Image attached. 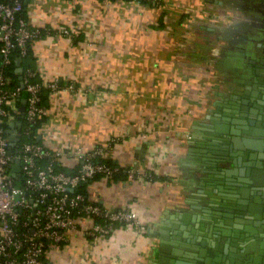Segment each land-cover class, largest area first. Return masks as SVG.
<instances>
[{
    "label": "crops",
    "instance_id": "crops-1",
    "mask_svg": "<svg viewBox=\"0 0 264 264\" xmlns=\"http://www.w3.org/2000/svg\"><path fill=\"white\" fill-rule=\"evenodd\" d=\"M23 4L29 24L41 30L30 42L33 67L44 82L60 85L43 100L37 138L55 150L88 149L116 138L103 157L137 175L90 179L85 195L106 209L131 210L146 225L141 231L117 223L108 235L93 238L85 233L93 220L84 217L46 259L156 264L162 227L183 228L202 214L200 191L207 186L195 167L206 116L226 100L233 78L246 77L237 71L243 60L264 51V0ZM59 163L70 171L77 159L63 155Z\"/></svg>",
    "mask_w": 264,
    "mask_h": 264
},
{
    "label": "built area",
    "instance_id": "built-area-1",
    "mask_svg": "<svg viewBox=\"0 0 264 264\" xmlns=\"http://www.w3.org/2000/svg\"><path fill=\"white\" fill-rule=\"evenodd\" d=\"M23 13V0H0V264H49L47 251L65 241L68 230L75 229L84 217L93 220L85 230L93 238L108 235L114 223L141 231L146 225L135 212L106 209L76 190L95 175L111 178L121 167L129 177L137 175L133 167L99 158L116 138L88 149L66 150L46 147L34 138L40 130L38 126L34 130L33 125L45 113L42 91L56 90L60 85L57 80L44 82L36 68L21 66L30 42L41 34ZM60 30L70 32L66 27ZM12 65L18 75L16 83H12ZM21 98H25L23 109ZM63 155L76 157L75 171L59 167ZM16 159L19 169L14 174Z\"/></svg>",
    "mask_w": 264,
    "mask_h": 264
},
{
    "label": "water",
    "instance_id": "water-1",
    "mask_svg": "<svg viewBox=\"0 0 264 264\" xmlns=\"http://www.w3.org/2000/svg\"><path fill=\"white\" fill-rule=\"evenodd\" d=\"M258 59L252 74L264 72V56ZM15 63L20 71L19 57ZM253 94L246 108L227 98L206 116L195 167L207 186L200 191L202 214L183 228L162 227L156 264H264V96ZM20 102L23 109L25 98ZM12 169L17 174V159Z\"/></svg>",
    "mask_w": 264,
    "mask_h": 264
},
{
    "label": "flooded vegetation",
    "instance_id": "flooded-vegetation-1",
    "mask_svg": "<svg viewBox=\"0 0 264 264\" xmlns=\"http://www.w3.org/2000/svg\"><path fill=\"white\" fill-rule=\"evenodd\" d=\"M257 43L261 44V41H258ZM255 52L256 53L250 56L247 60L244 59V62L241 63L240 66L238 65L239 67L237 71L242 75H246V77L244 76L242 79L233 78L230 93L227 96L228 99L226 98L228 101H232L233 103L236 102L235 105L240 104L245 108L248 107L247 105H250L252 99H254V96H251L252 93H254L253 95L264 96V77L261 76V74L264 73L262 72L263 70L256 68L258 69V72L256 71L253 74L250 72V69H253L255 65L258 64V58L264 56V51L258 50ZM246 87L248 88L247 92L245 91ZM245 92L249 94H244ZM250 108L256 109L254 107ZM239 112L244 114L242 110Z\"/></svg>",
    "mask_w": 264,
    "mask_h": 264
},
{
    "label": "trees",
    "instance_id": "trees-1",
    "mask_svg": "<svg viewBox=\"0 0 264 264\" xmlns=\"http://www.w3.org/2000/svg\"><path fill=\"white\" fill-rule=\"evenodd\" d=\"M24 5V4H23ZM24 12V11H23ZM24 14V13H23ZM33 55H32V53H31V49H30V44H29V46H28V51H27V54L24 56V57H22V59H21V66L22 67H26V66H30V67H32V68H35V67H33V63H32V61L31 60H33ZM11 68H12V71H11V76H12V83H16L17 81H18V75L16 74V73H14L13 72V65L11 66ZM59 83V82H58ZM48 90H50V88H44V90L42 91V98H41V101H42V104L44 105V103H43V100L45 99V97H46V94H47V91ZM45 106V105H44ZM43 119V116H41V118L40 119H38V121L33 125V128H34V130L37 128V126L39 125V123L41 122V120ZM35 139H37L38 141H40L38 138H37V135L34 137ZM97 145H99V144H97ZM100 159H102V160H104V161H106L107 163H110V164H117V163H115L114 161H112L111 159H109V158H104V157H99ZM76 166V165H75ZM59 167L60 168H62V169H65V168H63V167H61L60 165H59ZM75 167L73 168V169H71L70 170V172L71 171H75ZM124 167H121L120 168V170H118L117 172H115V173H113V175H112V177L110 178V179H112V178H118L119 176H126V172L124 171ZM96 177H101L100 175L98 176V175H95L93 178H96ZM93 178H91V179H93ZM90 180V179H89ZM88 181V180H87ZM87 181H84V182H82L78 187H76V190H80V191H82L84 194H85V190H84V184L87 182ZM98 220V219H97ZM117 223H114V226L116 225Z\"/></svg>",
    "mask_w": 264,
    "mask_h": 264
}]
</instances>
